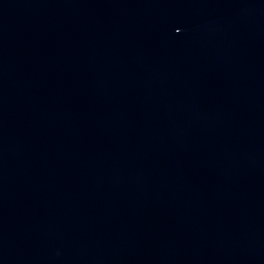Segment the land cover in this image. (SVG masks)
I'll return each mask as SVG.
<instances>
[{
  "label": "water",
  "instance_id": "obj_1",
  "mask_svg": "<svg viewBox=\"0 0 264 264\" xmlns=\"http://www.w3.org/2000/svg\"><path fill=\"white\" fill-rule=\"evenodd\" d=\"M0 264H264V0H0Z\"/></svg>",
  "mask_w": 264,
  "mask_h": 264
}]
</instances>
